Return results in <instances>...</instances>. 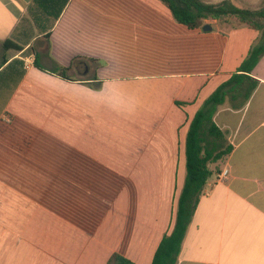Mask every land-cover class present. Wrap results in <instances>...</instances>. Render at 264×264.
<instances>
[{"label": "crops", "instance_id": "obj_1", "mask_svg": "<svg viewBox=\"0 0 264 264\" xmlns=\"http://www.w3.org/2000/svg\"><path fill=\"white\" fill-rule=\"evenodd\" d=\"M206 25L161 0H0V264H153L190 123L260 37ZM251 76L247 104L215 115L233 149L209 164L177 264H264V56Z\"/></svg>", "mask_w": 264, "mask_h": 264}, {"label": "trees", "instance_id": "obj_2", "mask_svg": "<svg viewBox=\"0 0 264 264\" xmlns=\"http://www.w3.org/2000/svg\"><path fill=\"white\" fill-rule=\"evenodd\" d=\"M161 1L170 9L174 19L189 29L203 28L209 19L224 23L235 18L239 24L260 32L258 41L252 46L238 73L205 100L190 123L186 139L187 174L178 202L175 226L171 235L162 240L153 260V264H177L204 188L212 176L209 164L229 155L233 149L226 134L216 124L215 115L227 100L233 108H243L259 85V81L251 74L264 56V0L258 9L240 8L231 0L219 3L205 0ZM67 71V68H60L55 73L67 78ZM107 264L135 263L120 254H114Z\"/></svg>", "mask_w": 264, "mask_h": 264}, {"label": "rangeland", "instance_id": "obj_3", "mask_svg": "<svg viewBox=\"0 0 264 264\" xmlns=\"http://www.w3.org/2000/svg\"><path fill=\"white\" fill-rule=\"evenodd\" d=\"M212 3H218L223 0H206ZM240 7H248V9H258L261 7V5H258L261 3L262 0H234ZM253 5V6H252Z\"/></svg>", "mask_w": 264, "mask_h": 264}, {"label": "built area", "instance_id": "obj_4", "mask_svg": "<svg viewBox=\"0 0 264 264\" xmlns=\"http://www.w3.org/2000/svg\"><path fill=\"white\" fill-rule=\"evenodd\" d=\"M229 169H225L222 171L221 175H220V178L221 179H225L228 175H229Z\"/></svg>", "mask_w": 264, "mask_h": 264}, {"label": "water", "instance_id": "obj_5", "mask_svg": "<svg viewBox=\"0 0 264 264\" xmlns=\"http://www.w3.org/2000/svg\"><path fill=\"white\" fill-rule=\"evenodd\" d=\"M203 28H204V30H211L212 29V27L210 25H205Z\"/></svg>", "mask_w": 264, "mask_h": 264}]
</instances>
